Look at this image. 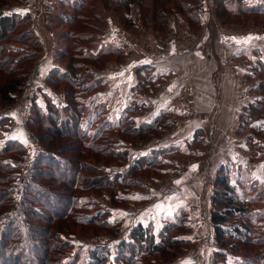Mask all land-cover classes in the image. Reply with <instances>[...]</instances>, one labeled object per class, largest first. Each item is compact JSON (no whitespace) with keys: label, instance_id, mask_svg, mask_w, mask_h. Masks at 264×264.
Listing matches in <instances>:
<instances>
[{"label":"rangeland","instance_id":"obj_1","mask_svg":"<svg viewBox=\"0 0 264 264\" xmlns=\"http://www.w3.org/2000/svg\"><path fill=\"white\" fill-rule=\"evenodd\" d=\"M25 1L8 0L4 3L5 0H0L4 14L14 13L26 19L22 24L17 23L8 37L0 41V62L5 64V68L0 69V91L9 79L29 72L24 89L20 91V94L15 93L12 101L4 100L0 94V163L8 164L13 168L11 172L5 171L0 175L10 177V182L5 184H3L5 179L0 178V225L10 223L11 220H15L17 224L16 227L10 225L12 233L6 237L12 236L11 238L8 240L5 239L6 237L0 238V245H2L0 264H9L2 256L13 251L14 253H25L30 257V260H35L37 257L34 247L27 246V251H24L22 245L28 243L40 246L42 244L40 230L42 229L50 230V234L57 233L50 239L56 238L55 243L60 246L56 251L57 256L54 254L46 264H94L91 260L93 253L102 257L107 255L105 264H122L114 258L116 248L123 243H129L131 240L129 235L138 226H143L156 236L152 243L158 244L157 247L160 248L157 249V252L159 251V253L156 250H149L146 242L144 245L138 244L137 247L142 246L143 249L137 251L134 247L129 252L134 253V256L127 262L129 264H241L243 259L255 256L257 253L261 255V251L264 249L263 245L257 246L252 241L245 244L238 240L239 237L248 238L250 235L252 238L255 236L264 238L262 235L264 234V184L262 186L259 184L258 177L252 174H248L249 177H246L240 173L236 163L233 167L230 163L220 166L215 177L206 173L207 170L200 172L186 168L189 166L187 164L189 162L195 164L192 163V159L195 158H192L193 155L188 154L187 150L179 152L177 148H163V142L159 143L158 139H162L167 133L164 132L161 135V128H159L162 127L167 117L157 119L156 136L150 137L152 134L150 133L148 137L140 141L139 139H128V142H132L133 145L129 144L119 138L122 136V132L130 128L124 129L128 124L134 127L146 124L140 122L141 120L138 118L139 115L145 113V107L141 103H134L131 108L114 113L109 111L106 104L97 98L100 94L99 91L108 85L104 80L99 81L98 78L94 80L92 77L85 85L89 88L85 90L75 85L79 80L52 83L50 78H60L62 71L71 70L70 62L82 64V66H78L81 67L80 69L71 70L75 79L76 77L80 79L85 75L84 68L87 66L103 70L109 63H124L130 57H134L135 48L131 49V46H135L136 43L141 45L143 41L141 36L145 32L168 35L171 39L181 40V37L185 36L183 33L177 34L170 30L172 22L189 26L192 31L201 33L202 36L207 37L210 32L213 38L221 33L223 27L240 32L264 30V0H183L187 3L186 11L182 9V6L174 3L167 4L158 1L159 5H156L155 0L128 2V6L127 3L121 5L112 0H84L85 5L79 10H76L75 4L82 0H49L50 8L53 7L55 11L53 15L56 39L55 45L54 43L53 45L55 47L57 45L54 54L59 70L51 73L46 81V86L52 89L55 101L53 97L50 98L45 93H40L45 97V105L40 100H33L31 94L26 90H32L31 81L36 67L39 65V67H45L44 64L48 62L49 56V61L53 57L51 56L53 52L52 34L50 35V32L46 31L45 21L43 37L47 38L46 46L42 44L41 48H35L34 41H40L35 30L38 20L34 22L30 19L29 14L26 16L24 11H21L20 4ZM183 1L181 0L179 3ZM59 13L63 18H60ZM65 18H73V20L67 22L64 20ZM108 20H113L123 33L124 40L121 49L114 44H108L105 47L100 44L103 35L110 30ZM204 26L210 27V29H206L205 34L203 33ZM71 33L74 36H70ZM89 34L90 36H88ZM260 42V45L256 49L254 48L255 50L245 49L244 51L247 52V56L251 57L254 64L253 73L248 75V81L252 84L249 87L256 86L252 91L256 90L259 98L240 115L236 123L238 126L236 134L245 139L247 134L253 132L254 137L262 138L261 147L257 143L252 144L251 147V150L255 151L253 155L262 160L264 158V155H261L264 151V129H260L257 125L259 123H256L259 119H264V64L262 61L264 57L261 54L264 50V39ZM61 49L66 51V54L60 53ZM34 52H37L38 57L32 60L28 55L32 56ZM10 68H14L12 73L8 72ZM26 68L28 69L26 70ZM95 81L101 83L92 89ZM136 87L139 91H145L144 84H138ZM219 88L220 94L221 82ZM71 92L78 104L77 112H80L79 110L83 107L86 110L81 121L84 122L83 125L86 122L90 125V138L92 134L98 132L97 129L101 125L107 124L108 126L106 132L98 133L100 138L93 142L92 147L97 148L108 141L109 137L116 138L113 148L119 153L123 152L125 159L121 160L112 156L97 158L96 160L101 164L106 163L107 177L112 183L117 180L116 187L86 191L77 189L82 184L81 181H78L77 190L73 192L75 201L73 200V204L67 206L63 201V194L59 191L65 183L60 175L65 174L64 172L57 173L55 168L39 165L38 167L43 169L42 171L39 169L43 177L34 180L29 175L30 171H33L32 164L36 160L40 147L37 135L47 133L44 125L36 123L37 126L33 127L29 120H31L30 114H33L35 102L38 104L41 102L42 107L40 106V108L44 113L48 110L50 103L64 109L70 102ZM40 94H38L39 97ZM180 98L186 104L195 101V95L191 90L184 91ZM93 102L97 103L91 107ZM102 103L104 111L99 113L101 115L99 118L95 113ZM19 104H25L21 112V124L24 125L19 128L23 133L21 142L6 138L16 127L14 120L7 121L13 114L11 109ZM72 105L70 111L64 110L61 114L63 117L71 115L76 104L72 103ZM253 121H256V125L251 126ZM50 138L43 139V146L50 151L59 153L61 150L69 148V151L64 150L66 153L62 154L66 158L78 155L79 146L83 144L74 136L66 139H57L52 136ZM89 139L88 143L91 141ZM120 141L126 145L125 149L123 145H119ZM154 142L156 145L153 144ZM192 144H189L188 147L199 150L203 147L205 149L206 145L204 142ZM8 147L11 149L8 150ZM5 149L7 150L5 151ZM166 155H172L170 157L175 161H167ZM207 155L209 156L210 153ZM74 162L75 160L71 159V164ZM169 163L173 166L169 167L171 170L167 169ZM139 165L143 166L141 170L133 172L130 169L128 171L131 166ZM221 167L226 168L235 186V205L241 204L246 208V213H235L225 224L229 234H234L237 228L242 233L234 235L235 237L227 236L219 242L216 239L215 227L212 223V212L214 209L222 210L214 203V196L219 188L215 181ZM251 167L250 164L247 170L249 171ZM173 168H177L176 171H173ZM211 170L208 171L212 172ZM237 174L239 177L235 176ZM66 176L71 177L69 173ZM88 176H92V174ZM242 178L245 179L244 183ZM51 182H57V184L52 186ZM27 184L29 187L24 189ZM40 188L53 194L55 198H49L48 194L40 195ZM43 203L56 206L54 209L59 212L58 214L66 213L63 218L54 219L57 221H54L55 225L53 222L49 224L44 221L47 220L45 217L50 215L53 217V213L50 214V211L44 208ZM27 206H30L34 213ZM244 225L249 229L248 235H245ZM32 233L38 234L37 238L30 237L29 234ZM162 248H170V251L161 255ZM155 253L156 256H153ZM122 260L127 261L126 257Z\"/></svg>","mask_w":264,"mask_h":264},{"label":"crops","instance_id":"obj_2","mask_svg":"<svg viewBox=\"0 0 264 264\" xmlns=\"http://www.w3.org/2000/svg\"><path fill=\"white\" fill-rule=\"evenodd\" d=\"M20 7L26 16L30 15L31 20L34 22L38 20L39 28L35 25V30L43 45L46 46L47 40L43 37L45 21L46 31L52 34L53 52L51 56L53 57L49 61V56L48 62L44 64L45 67H39L40 65L36 67L32 76V86L30 85L32 90H26L33 100H40L45 105V97L40 93H45L50 98L53 97L55 101L52 89L46 86V81L51 73L59 70L54 54L57 47V45L54 46L56 32L53 14L55 11L53 7L50 8L49 0H26L20 4ZM108 22L110 30L103 35L100 44L104 47L114 44L121 49L124 40L123 33L113 20H108ZM170 28L177 34L183 33L185 37L177 40L171 39L168 35L145 32L141 36L142 43H144L140 45L134 41L136 45L131 46V49L135 48L134 57H130L124 63H109L103 70L85 66V73H92L95 80L98 78L99 81L104 80L108 83L105 89L99 91L98 96L96 94L97 98L106 104L109 111L114 113L131 108L134 103H141L145 107V113L138 116L142 123L154 124L158 122L157 119L167 117L163 122L168 128L167 133L162 139H158L159 143L163 142V148H177L179 152L187 150L188 154L193 155L192 158L195 157L196 160L192 159V163L195 164L189 162L186 168L200 172L207 170L206 173L215 177L220 166L230 163L233 167L236 163L240 173L246 177H249L248 174L255 175L262 186L264 184V158L257 159L251 147L255 143L261 147L263 139L254 137L253 132L247 134L245 139L238 137L236 123L242 112L247 107L250 108V105L259 98L258 92L252 91L256 86L249 87L252 84L248 79L253 73L254 64L251 57L247 56V52L244 51L245 49L255 50L260 45V41L264 39V30L240 32L223 27L217 37H211L209 32L207 38L201 33H195L189 26H183L178 22H172ZM203 29L205 34L206 29L210 27L204 26ZM262 51L261 54L264 57V50ZM262 61L264 64V59ZM138 84H144L145 91L137 90ZM186 90L193 91L195 95L193 103L182 102L180 96ZM38 94L41 96L39 97ZM35 103L42 107L41 102ZM23 106L25 104H19L11 109L13 114L7 121L14 120L16 127L6 136L8 140L21 142L23 133L19 128L24 125L21 124ZM255 122L253 121L251 126L256 125ZM256 123H259L257 125L260 129H264L263 118ZM120 142L119 145H123L125 149L126 145ZM194 142H204L205 149L204 147L201 150L189 148L188 145H193ZM153 144L156 145V142ZM261 155H264V151ZM170 156L172 155H166L165 159L170 162L175 161ZM250 164L252 167L248 171ZM169 167L173 166L169 163L168 170ZM176 169L173 168V171ZM235 176L239 177V174ZM242 181L244 183L245 179L242 178Z\"/></svg>","mask_w":264,"mask_h":264},{"label":"trees","instance_id":"obj_3","mask_svg":"<svg viewBox=\"0 0 264 264\" xmlns=\"http://www.w3.org/2000/svg\"><path fill=\"white\" fill-rule=\"evenodd\" d=\"M84 0H82V2H77L76 5V10L81 9L84 5H85V1L83 3ZM118 4L123 5V3H127L126 5L128 6L129 3H133L135 1L138 0H112ZM125 1V2H124ZM158 1H162L163 3H174L176 5H180L182 6V9L184 11H186L185 9L187 8V3L185 1H183L182 3H179L181 0H155V4L159 5V3H157ZM8 2V0H5L4 3ZM129 2V3H128ZM161 5H164L161 3ZM2 5L0 6V41H3L4 39H6L9 35V33L11 31H13L15 29V27L17 26V23L22 24L24 23V21L26 20L25 17H19L17 16V14H4L3 10H2ZM182 10V11H183ZM60 18H63L62 15H60ZM67 22H70L71 20H73V18H65L64 19ZM25 35V34H23ZM22 35V37H23ZM70 36H74L73 33L70 34ZM34 46L35 48H41L42 43L38 40L34 41ZM60 53H65L66 51L62 50L60 51ZM28 57H30V59H36L38 57L37 52H34L33 55H28ZM27 57V58H28ZM2 63V62H0ZM82 66V64L80 62H70V66L69 67L71 70H76V69H80L81 67L78 66ZM5 68V64L2 63L0 64V69H4ZM14 68H10L8 71L9 73H12L14 70ZM28 68H26L27 70ZM33 69V68H32ZM71 70L66 72H62L60 75V78H50V81H52V83H56L58 81H72L75 82L74 80H79L76 81L78 83H76L75 85L80 88L82 87L83 89L86 90V88L88 89V86H85L87 84V82H89V79H92V73H85V75L83 77H81L80 79H75L74 75L72 74ZM30 72H32V70H30ZM60 73V72H58ZM28 74L29 72H24L23 74H21V76L9 79L7 82H5V85L2 86V89L0 91V94H2V98L4 100L7 101H12L13 100V95L17 92H20L21 90L24 89L26 83H27V78H28ZM59 79V80H58ZM94 79V78H93ZM95 80V79H94ZM101 82H97L95 81L92 85V89H95V87L97 86V84L99 85ZM104 83V81H103ZM72 103L76 106L75 109L73 111H71V115L68 117H63L61 114L64 112V110L66 109V111H70L72 108ZM97 102H93L91 107ZM77 102L75 101V96L73 95V93L71 92L70 95V102L69 104H67L64 109H61L60 106H57L55 104L50 103L48 106V110H46V112H42L41 108L35 104L33 106V114H30V118L31 121L30 125L33 127L37 126L36 123H41L42 126L44 125L45 130L47 131V133L45 134H40L37 135V138L39 139L40 143H39V150L37 151V156H36V160L33 161L32 164V169L33 171L29 173V175H31V177L35 180L37 178H40L42 175V170L41 168H39V165H42V167L44 166H50V168H55L56 172H64L66 175L67 173H69V175L71 176L69 178V176L67 177L65 174H60L61 175V179H63L65 181L64 186L60 187L59 191L60 193H62L63 195V201L67 206H70L73 204V200L75 201V198L73 196V192L77 189H83V190H94L97 188H106V189H114L116 186V182L117 180H115L113 183L110 182L109 178L107 177V172L106 169H108V167H106V163H102L97 161V158H102V157H108V156H112L121 160H124V153L123 152H117L114 150V144H115V139L113 137H109V140L104 142L103 144H101L100 146H98L97 148H93L92 144L94 141L98 140L99 137V132H106L107 128V124L101 125L99 127L98 132H96L94 135L92 134L91 138H90V130L91 127L89 124H87V122L83 125L84 122L81 121V117H84V112L86 111L85 108L83 107L82 109H80V112H77L76 107H77ZM79 109V108H78ZM91 111V110H90ZM104 111V104L102 103V105L100 106V108L96 111L95 114H97L100 118L101 115H99V113H102ZM254 115V114H253ZM251 116V115H250ZM252 117V116H251ZM29 118V119H30ZM98 118V117H97ZM131 124V123H130ZM154 124H143L142 126L139 127H134L132 124V126H129V124L124 128L126 129L125 132H122V138L120 137L119 139H123L124 141H126L129 144H132V142H128V139L133 140V139H139L142 140L145 137H148V135L150 133H152L150 135V137L152 136H156L155 132L158 130V126ZM29 125V126H30ZM119 128V127H118ZM161 128V132L162 134L164 132H166V126L165 124L162 125ZM123 129V128H122ZM32 132L34 133L33 129ZM35 134V133H34ZM161 134V135H162ZM159 135V136H161ZM50 136L57 138V139H66L69 138L70 136H74V138L79 139L80 141H82L83 144H81L79 146L78 149V155L76 156H72L71 158H66V156L62 155L64 153H66L67 151H69V148L67 149H63V151L61 150L60 153L59 152H54V151H50L49 149H46L43 146V139L45 140L46 138H50ZM118 137V136H117ZM90 138V139H89ZM51 139V138H50ZM91 140L89 143L87 142V140ZM147 139V138H146ZM145 139V140H146ZM14 143V142H12ZM18 145V144H17ZM133 145V144H132ZM12 147V146H11ZM11 147H8L7 149H11ZM5 149V151L7 150ZM64 150L66 152H64ZM13 151V149H12ZM114 151V152H112ZM71 159H74L75 162L73 164H71ZM101 161V160H100ZM71 164V165H70ZM142 166V165H141ZM139 166H131L130 168H128V171L131 169V171L136 172L138 170H141V168H143V166L141 167ZM111 168V167H110ZM35 169V171H34ZM41 169V171L39 170ZM13 168L8 165V164H2L0 163V175L3 174V172L5 171H12ZM92 174V176H88ZM50 178H52L51 176H48ZM1 179H5V183L10 182V177L8 176H0ZM81 181L82 184L80 185L79 188L76 189L77 187V182ZM30 183V182H29ZM52 186L56 185L57 182H51ZM215 184L217 186H219V188L216 190V194L214 196V203L220 208L222 209L221 211L214 209L212 212V223L214 224L215 227V233H216V239L217 241L221 242V240H223L224 238H226L227 236H231V237H235L234 235H238V233H242V231L237 228L235 230L234 234H229L228 230L225 227L226 222L228 221V219L234 215L235 213H246V208L243 207L241 204L239 205H235L236 200H235V195H234V191H235V186L231 181V178L229 177L227 170L225 167H221L219 170V174L216 178ZM29 187V184H27V186H25L24 189H27ZM8 192V191H7ZM42 194H48L49 198H55L53 194L51 193H47L45 190L40 188V195ZM50 194V195H49ZM44 196V195H43ZM53 196V197H52ZM43 206L45 209H47L48 211H50V214L53 213V217H45V219L47 218V223H54V219H60L61 217L63 218L64 213H60L58 211H55L54 208H56V206H52L50 204L47 203H43ZM29 209H31L34 213V210L30 207L27 206ZM31 212V211H30ZM104 216H106V214L103 213ZM50 217V218H49ZM15 220H11L10 223H3L2 225H0V238L9 236L11 232V226L16 227L17 224L15 223ZM57 222V221H56ZM55 222V223H56ZM1 223V222H0ZM54 223V225H55ZM103 224V223H101ZM53 226V225H52ZM245 229L244 230L246 232L245 235L249 234V229L246 225H244ZM40 239H42V244L40 246L38 245H34V244H28V243H23L22 245V249L24 251H27L26 248L27 246H32L34 247L33 249L35 250L36 253V257L35 260H30L29 256H26L25 253H21V252H17L14 253L13 252H9V253H5L3 254V258L5 259V261L9 262V264H46L47 262H49L52 258V256L55 254L56 255V251H58L57 248H59L60 246L56 245L55 243V239L51 240L50 237H53L52 235H57V233L55 234H50V230L48 229H42L40 230ZM8 232V234H7ZM30 237H36V235L38 234H29ZM264 235V234H262ZM10 237H6L5 239H9ZM43 237V238H41ZM129 237L131 238L129 243H123L121 245H119L116 248V252H115V256L114 258H116L120 263L122 264H129L127 263L129 261L130 258H132V256H134V253H129L134 247H136L137 251L140 249L142 250V246H138V244L140 245H144V243H147L148 249L149 250H156L159 249L160 247H157L158 244L156 243H152V241H155V235H153L151 232H149V230H146L143 226H138L134 231L131 232V234L129 235ZM37 238V237H36ZM239 241H242V243H249L250 241L254 242V244H256L257 246L263 245L264 247V238H252V235L248 236V238H238ZM2 245H0V249H1ZM18 248V247H17ZM162 254L164 255L165 253H168L170 251V248H162ZM147 251V250H146ZM262 254H264V249H262ZM260 252V253H261ZM159 253V251L157 252ZM262 254H255V256H252L250 258L247 259H243V262L241 264H264V257H262ZM129 255V256H128ZM258 255V256H257ZM260 255V256H259ZM106 256L104 257L99 256V254L93 253L91 254V260L94 264H105L106 262ZM156 256V253L155 255ZM126 257L127 261L124 262L122 259H124ZM34 261V262H33Z\"/></svg>","mask_w":264,"mask_h":264},{"label":"snow or ice","instance_id":"obj_4","mask_svg":"<svg viewBox=\"0 0 264 264\" xmlns=\"http://www.w3.org/2000/svg\"><path fill=\"white\" fill-rule=\"evenodd\" d=\"M249 39H251V38H249ZM245 42H247V41H245ZM159 207V206H158Z\"/></svg>","mask_w":264,"mask_h":264}]
</instances>
